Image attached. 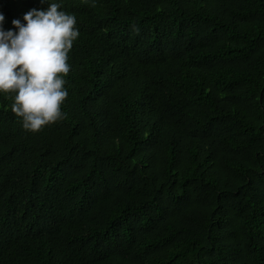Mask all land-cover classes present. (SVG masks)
I'll list each match as a JSON object with an SVG mask.
<instances>
[{
    "label": "trees",
    "instance_id": "1",
    "mask_svg": "<svg viewBox=\"0 0 264 264\" xmlns=\"http://www.w3.org/2000/svg\"><path fill=\"white\" fill-rule=\"evenodd\" d=\"M56 2L65 118L0 93V264H264V0Z\"/></svg>",
    "mask_w": 264,
    "mask_h": 264
},
{
    "label": "clouds",
    "instance_id": "2",
    "mask_svg": "<svg viewBox=\"0 0 264 264\" xmlns=\"http://www.w3.org/2000/svg\"><path fill=\"white\" fill-rule=\"evenodd\" d=\"M40 3L47 7L13 19V29H5L0 11V93L15 94L11 110L31 132L65 118L68 54L80 36L76 15L63 10L62 3Z\"/></svg>",
    "mask_w": 264,
    "mask_h": 264
}]
</instances>
